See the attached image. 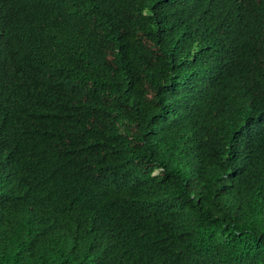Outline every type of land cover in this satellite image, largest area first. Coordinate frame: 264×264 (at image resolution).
Wrapping results in <instances>:
<instances>
[{"label":"trees","instance_id":"16d2710c","mask_svg":"<svg viewBox=\"0 0 264 264\" xmlns=\"http://www.w3.org/2000/svg\"><path fill=\"white\" fill-rule=\"evenodd\" d=\"M0 264H264V0H0Z\"/></svg>","mask_w":264,"mask_h":264}]
</instances>
